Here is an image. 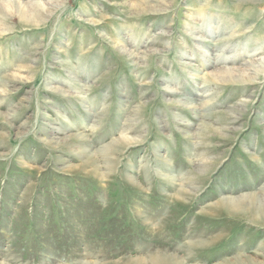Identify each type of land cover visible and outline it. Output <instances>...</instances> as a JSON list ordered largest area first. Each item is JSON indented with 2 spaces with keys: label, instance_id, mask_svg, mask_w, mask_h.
<instances>
[{
  "label": "rangeland",
  "instance_id": "1",
  "mask_svg": "<svg viewBox=\"0 0 264 264\" xmlns=\"http://www.w3.org/2000/svg\"><path fill=\"white\" fill-rule=\"evenodd\" d=\"M171 260L264 264V0H0V264Z\"/></svg>",
  "mask_w": 264,
  "mask_h": 264
},
{
  "label": "bare ground",
  "instance_id": "2",
  "mask_svg": "<svg viewBox=\"0 0 264 264\" xmlns=\"http://www.w3.org/2000/svg\"><path fill=\"white\" fill-rule=\"evenodd\" d=\"M231 205H232V204H231ZM139 261H140V260H139ZM174 262H176V261H174ZM174 262H173V264H175ZM170 263L172 264V260H171V262H170V261L167 262V264H170ZM177 263H178V262H176V264H177Z\"/></svg>",
  "mask_w": 264,
  "mask_h": 264
}]
</instances>
